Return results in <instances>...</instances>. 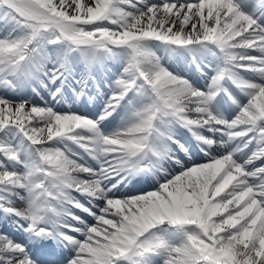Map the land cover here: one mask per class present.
<instances>
[{"label": "snow or ice", "instance_id": "1", "mask_svg": "<svg viewBox=\"0 0 264 264\" xmlns=\"http://www.w3.org/2000/svg\"><path fill=\"white\" fill-rule=\"evenodd\" d=\"M0 264H264V0H0Z\"/></svg>", "mask_w": 264, "mask_h": 264}, {"label": "bare ground", "instance_id": "2", "mask_svg": "<svg viewBox=\"0 0 264 264\" xmlns=\"http://www.w3.org/2000/svg\"><path fill=\"white\" fill-rule=\"evenodd\" d=\"M39 101V99L37 98V102ZM11 231V230H10Z\"/></svg>", "mask_w": 264, "mask_h": 264}]
</instances>
